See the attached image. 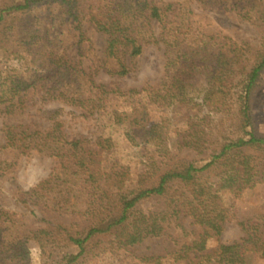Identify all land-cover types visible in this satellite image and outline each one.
Here are the masks:
<instances>
[{
  "label": "trees",
  "instance_id": "trees-1",
  "mask_svg": "<svg viewBox=\"0 0 264 264\" xmlns=\"http://www.w3.org/2000/svg\"><path fill=\"white\" fill-rule=\"evenodd\" d=\"M200 1L234 12L256 34L195 29L194 18L176 13V1L0 0V115H22L41 101L44 118L3 122L0 149L10 155L0 157V178L21 156L52 157L50 173L23 200L61 216L56 226L34 227L0 200V264H36L34 250L41 264H77L101 244L98 252H117L174 225L192 236L176 250L188 264L264 255V222L254 218L240 223L241 239H220L230 199L264 182V133L253 115L264 73V0ZM85 20L107 37L91 66L74 59L64 41V26L77 28L80 55L87 56ZM153 43L164 46L165 76L157 85L124 87L117 78ZM50 101L62 105L45 107ZM69 113L101 124L75 134ZM172 135L179 149L209 153L206 163L167 157ZM131 150L141 155L134 165ZM150 197L165 207H138ZM188 218L199 229L190 232Z\"/></svg>",
  "mask_w": 264,
  "mask_h": 264
},
{
  "label": "rangeland",
  "instance_id": "rangeland-1",
  "mask_svg": "<svg viewBox=\"0 0 264 264\" xmlns=\"http://www.w3.org/2000/svg\"><path fill=\"white\" fill-rule=\"evenodd\" d=\"M21 1L22 0H5L9 5ZM167 1L180 2L177 6L176 13H181V16L188 15L190 18H194L197 23L195 29H204L210 33L223 29L226 33L231 35H236L238 33L242 34L248 31L246 37L256 34L255 31L248 28L247 25L238 22L234 12H230L224 7L210 8L208 4L200 0ZM189 6L194 9L195 14H192L191 11L189 12L188 9H186ZM90 25L89 21H84V28L86 29L88 37L85 44L91 48L88 51L87 56L80 55L79 47L76 38L74 37L79 30L71 26L70 29H67V26H64L66 29L64 32V41L68 48V52L74 59H82L85 66H91L94 63V58L97 60V54L99 52L101 53L105 48L107 38L106 35L97 31ZM158 30H161V28ZM165 62L166 56L162 43L149 44L145 47L144 52L134 59L133 69L127 75L117 78V80H121L120 82L124 87L142 88L149 84L157 85L165 76ZM105 76L104 78L107 80L114 79V77L108 76L107 78ZM35 97L37 99L40 96L39 94H36ZM61 105V102L50 101L46 103L45 107L56 108ZM40 106L41 101L30 104L26 109V112L22 115H0V128L3 126V122L8 120L16 121L20 118H24L26 121L43 118L42 112L38 110ZM253 107L255 128L259 132L264 133V73L254 93ZM67 117V128L75 134L83 132L94 133L97 130L98 125H96V122L98 121L91 117L85 118L75 113H69ZM98 123L101 124V120H99ZM135 148L136 147H133L132 149L135 150ZM164 150L166 156L169 158L171 157L172 161H176L181 157H189L196 158L200 165L206 163V158L209 155V153L198 154L196 151L189 148L179 149L177 147L176 138L173 137V135L164 144ZM9 155V151L0 149L1 158ZM132 158L134 165L141 160V155L139 156L132 151ZM55 164L56 160L47 155L37 154L30 158L21 156L18 159V164L15 169L10 171L7 176L0 178V200L8 208L19 211L24 215L25 221L31 226L39 227L48 224L56 226V221L61 219V216L57 213L51 212L48 209H40L30 202H25L23 200V198L26 197L25 192L35 186L42 178L46 177ZM138 207L142 209L164 208L165 202L161 198L150 197L139 202ZM226 216L225 229L220 239L227 243L239 240L245 235L240 225L241 222L250 218H254L258 222H264V182L257 184L254 188L246 189L241 196L237 198L232 197L226 208ZM190 220L191 219L188 218L184 221L187 229L190 232L193 229H199L198 226L191 225ZM191 237L192 236L190 235L185 236L182 228L174 225L170 228L169 233L167 234L148 237L131 248L121 249L117 252L107 249L98 252V250L104 249L105 244H101V246L99 245L98 248H95V251H91L81 257L77 264H188L185 259H176V250L180 249L184 242ZM218 243V240L213 239V246H216ZM73 248L77 250L75 247ZM70 249L72 250V248ZM59 251L61 250H57L53 255L56 260L58 258L57 255L60 254ZM191 255L193 257L195 256L193 253ZM32 256L36 264H41L43 261V255L37 250L33 251ZM195 259L198 260L199 263L190 264H207L204 258L203 260L201 258ZM50 262L51 264H55V260L53 259H50ZM210 264L224 263L212 259ZM225 264H264V255L249 253L244 261Z\"/></svg>",
  "mask_w": 264,
  "mask_h": 264
}]
</instances>
